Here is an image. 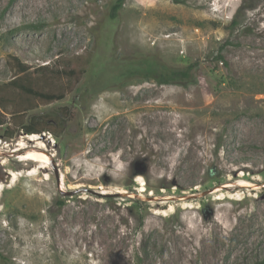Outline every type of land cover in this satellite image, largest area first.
<instances>
[{
  "label": "rangeland",
  "instance_id": "374dc122",
  "mask_svg": "<svg viewBox=\"0 0 264 264\" xmlns=\"http://www.w3.org/2000/svg\"><path fill=\"white\" fill-rule=\"evenodd\" d=\"M113 2L0 0V264H264V0Z\"/></svg>",
  "mask_w": 264,
  "mask_h": 264
},
{
  "label": "trees",
  "instance_id": "16d2710c",
  "mask_svg": "<svg viewBox=\"0 0 264 264\" xmlns=\"http://www.w3.org/2000/svg\"><path fill=\"white\" fill-rule=\"evenodd\" d=\"M124 5V0H115V2L111 5V10L109 13V17L111 20H116L118 17V14L120 10L122 9ZM218 62H223L224 58L222 56L217 57ZM193 65H189L186 68L183 69H177V68H171L164 64L161 61H158L156 59H152L150 61H141L140 64L137 66V69L134 71H137V73L142 72L144 69H155L159 71L160 76V82L163 84H169L171 81H173L175 78L180 77L182 79H189L191 75V71L193 69ZM20 73L23 75H26L27 69L20 67L19 68ZM26 78H19L16 80H13L9 82L5 87L12 88L21 91L22 93H25L27 95L37 97L39 99L45 100V101H55V100H61L62 97L58 95H45L41 94L37 91H34L32 87L26 82ZM3 88L0 86V92ZM3 98L0 97V108H3ZM3 122L0 121V125H2ZM55 126L56 128L60 127L58 119L54 116H49V118H46L45 120H42L41 122L32 120L31 123L28 126L24 127V130L26 134L32 135V134H38L41 135L44 132H50L55 133L50 127ZM61 128V127H60Z\"/></svg>",
  "mask_w": 264,
  "mask_h": 264
},
{
  "label": "bare ground",
  "instance_id": "6f19581e",
  "mask_svg": "<svg viewBox=\"0 0 264 264\" xmlns=\"http://www.w3.org/2000/svg\"><path fill=\"white\" fill-rule=\"evenodd\" d=\"M34 2H35V4H39V2H40V0H34ZM34 4V5H35ZM38 7V6H37ZM36 147H38L39 148V146L38 145H36ZM40 148H42V147H40ZM25 158H27V159H31V161L32 160H34V162L35 161H41V159H43V156H42V154H40V153H30V154H28ZM47 159V158H46ZM43 161V160H42ZM44 162H46V161H44ZM32 163V162H31ZM46 168V167H45Z\"/></svg>",
  "mask_w": 264,
  "mask_h": 264
},
{
  "label": "water",
  "instance_id": "95a60500",
  "mask_svg": "<svg viewBox=\"0 0 264 264\" xmlns=\"http://www.w3.org/2000/svg\"><path fill=\"white\" fill-rule=\"evenodd\" d=\"M42 136H43V134H42ZM67 195H72V193H66Z\"/></svg>",
  "mask_w": 264,
  "mask_h": 264
}]
</instances>
